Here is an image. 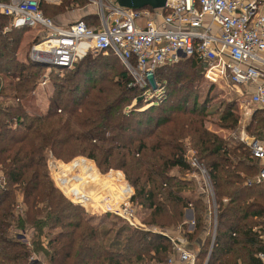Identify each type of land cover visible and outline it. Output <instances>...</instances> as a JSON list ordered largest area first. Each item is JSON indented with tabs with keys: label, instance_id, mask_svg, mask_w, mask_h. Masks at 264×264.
<instances>
[{
	"label": "trees",
	"instance_id": "16d2710c",
	"mask_svg": "<svg viewBox=\"0 0 264 264\" xmlns=\"http://www.w3.org/2000/svg\"><path fill=\"white\" fill-rule=\"evenodd\" d=\"M12 29L0 30V96L7 95L4 87L15 92L12 103L7 102L12 99L9 96L0 99V264H148L151 259L162 261L172 252L170 244L147 231L125 226L114 229L102 220L94 223L93 215L55 185L47 165L50 156L67 162L83 155L103 172L121 170L134 189L132 204L143 221L146 217L148 222L161 221L157 217L161 213L167 221L159 223H172L184 217L191 203L194 233L202 232L206 199L202 192L191 193L193 180L180 177L193 167L186 155V128L159 104L166 97L139 103L137 109L129 107V103L141 101L122 61L112 52L106 53L124 68L114 79L101 70L109 66L101 59L107 55L89 52L73 69L64 67L65 73L51 74L49 103L45 110L33 112L37 81L46 65L27 56L19 59L20 29L26 28ZM182 60L204 77L203 61L196 57ZM219 119L223 128L234 127L238 120L227 107ZM257 123L264 125V115ZM134 124L141 133L127 137ZM188 127L192 148L208 172L218 204L214 260L235 247L244 263L261 264L257 253L264 251V229H255L261 224L264 228V180L258 179L259 161L246 143L229 145L208 130L202 113ZM19 231L26 233L25 239ZM27 231L31 245L26 241Z\"/></svg>",
	"mask_w": 264,
	"mask_h": 264
},
{
	"label": "built area",
	"instance_id": "2783aa9c",
	"mask_svg": "<svg viewBox=\"0 0 264 264\" xmlns=\"http://www.w3.org/2000/svg\"><path fill=\"white\" fill-rule=\"evenodd\" d=\"M40 2L0 0L1 31L40 29L28 54L34 63L68 68L89 52H112L134 82L143 85L156 68L196 57L205 63V79L229 82L251 105L264 110V0H166L159 8L119 7L115 0H109L96 14V25L81 18L58 24L44 13ZM47 79L45 73L39 84L44 85ZM239 139L259 161L258 179L264 180V134L256 138L241 135ZM190 164L210 189L205 167L197 159ZM47 165L55 185L88 214L114 216L132 229L142 228L132 204L134 189L121 170L102 172L86 156L67 162L50 156ZM211 198L208 205L215 204L213 193ZM173 240L172 254L155 264H194L195 256L183 241ZM257 257L264 264V251Z\"/></svg>",
	"mask_w": 264,
	"mask_h": 264
},
{
	"label": "rangeland",
	"instance_id": "374dc122",
	"mask_svg": "<svg viewBox=\"0 0 264 264\" xmlns=\"http://www.w3.org/2000/svg\"><path fill=\"white\" fill-rule=\"evenodd\" d=\"M107 3H109V0H62L60 3H51L47 0H41L40 2L43 11L48 16L52 17L56 23L61 25L67 24L78 18L84 19L87 22H91L92 25H96V14H98L101 7L105 9V4ZM3 25L5 26L7 23L4 22ZM11 30L13 29L8 28L6 31ZM20 30L21 42L18 47L17 55L19 59L25 60V56L29 58L28 54L31 44L36 40V37H38L40 29L37 27H29ZM92 56H95V54ZM101 59H105L109 62L108 68H102L101 70L110 72V77L114 79H116L117 76L116 72L118 70L120 71L121 69H124L122 64L117 59H115L114 56L107 55L106 58ZM79 62L80 59L75 61L68 68L73 69ZM45 73H47L48 79L47 82L41 86L39 83L41 77ZM53 73L62 74L65 73V71L64 68L56 69L53 67L48 68L47 66L42 68V74L37 81V87L34 92V105L31 107V111L35 112L45 110L46 106L48 105L50 96L53 92L52 78H50L51 74ZM131 78L132 84L138 87L136 95L139 96L138 101L141 102H134L132 104L128 102L130 104L129 107L132 106L133 108L137 109L139 103L145 104L154 102L159 96L166 97L163 100H159L162 101L159 102V104L163 105V107H167L166 114H173V118L177 119L179 123L181 122L184 128H186L184 132V134H186L184 143L187 146L186 155L189 162L194 159L200 161L196 155L195 149L192 148V143L190 142L189 137L192 131L191 127H188V123L193 120L198 113H202V115H204V125L206 128L221 135L225 140L229 141V145H234L239 142L242 143V141L239 139V136L241 135H247L250 138H256L264 134V125L257 123V118L264 115L262 114L263 112L261 113V111H264L263 109L258 108L255 105H251L247 100L246 95L239 93L229 82H209L207 79H205V77H203L197 68H192L189 61L187 60L179 61L174 65H171V67H162L158 69L155 74L149 76L145 80L143 85L141 84L142 86L138 83L136 84L132 76ZM155 84H157V90H155ZM3 90L7 95L0 96L1 100L5 99L6 96L12 98L11 95L15 93L10 86L4 87ZM7 102L12 103L13 98L8 99ZM225 107L232 110L235 117L238 118L237 123L232 128H223L222 123L220 122L219 117ZM254 114H257V118H255V120H253ZM133 127L134 128H131V130L127 132V137L137 136L139 133H141L138 132L137 129L139 126L134 124ZM180 177L189 178L190 181L193 180L195 183H193L194 186L192 188L194 189L191 191V193L197 194L202 192L204 193L203 197L207 199L205 200L206 205L202 209L203 215L204 213L206 215L204 230L202 232L194 233L195 224H192L194 213L192 217H189L187 214H185L186 211H184V217L179 219L177 217L176 219L178 220H174L172 223H166V225L159 223L167 221V216L164 214H157V217H160L161 221H153L152 223L151 220L149 222L146 221L147 217L145 218V221H143L139 212H137V217L138 219L140 218L139 220L143 224H140L142 227L140 230L146 231L145 229H150L147 232L151 233L154 238L156 237L159 239V241L170 244L171 246L173 245V243H171L173 239V241L176 242L183 241V246L195 256L194 264H246L242 261L241 257H239L238 251H236L235 247H231V251L224 253L223 256L219 258L217 257V259L214 260L212 251L217 233L216 228L218 220V204L215 200L214 205H208V201L212 199V193L214 199L216 198L214 185L211 184V188L207 190L205 184L202 181V177L198 175L197 168L194 167L190 172L180 174ZM19 199H21V196H19ZM192 208H194L193 205H188L187 209ZM100 220H102L107 226H111L114 229L118 226H125L129 228H126L127 230L132 229L130 226L125 225L123 221L115 218L114 216H105L104 214L93 215L94 223L99 222ZM261 225L255 226V229H259L261 230L260 232H262V229L264 228L261 227ZM132 230L135 231L138 229L135 228ZM152 230L156 232L154 233ZM19 234L21 237H23V239H25L24 235L26 233L19 231ZM157 235L163 237L161 238ZM30 238V232L27 231L26 241L28 245H31ZM154 263L155 260L151 259L148 264Z\"/></svg>",
	"mask_w": 264,
	"mask_h": 264
},
{
	"label": "water",
	"instance_id": "95a60500",
	"mask_svg": "<svg viewBox=\"0 0 264 264\" xmlns=\"http://www.w3.org/2000/svg\"><path fill=\"white\" fill-rule=\"evenodd\" d=\"M116 5L119 7H131V8H142L151 7L159 8L165 5L166 0H115ZM36 63V62H35ZM40 64V63H37ZM42 65H48V63H41ZM58 68H64L65 66L56 64Z\"/></svg>",
	"mask_w": 264,
	"mask_h": 264
},
{
	"label": "crops",
	"instance_id": "0c3cea01",
	"mask_svg": "<svg viewBox=\"0 0 264 264\" xmlns=\"http://www.w3.org/2000/svg\"><path fill=\"white\" fill-rule=\"evenodd\" d=\"M193 213H194V210L193 209H186V213L185 214H187V216L192 217L193 216ZM193 218H194V216H193Z\"/></svg>",
	"mask_w": 264,
	"mask_h": 264
}]
</instances>
